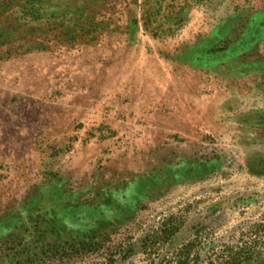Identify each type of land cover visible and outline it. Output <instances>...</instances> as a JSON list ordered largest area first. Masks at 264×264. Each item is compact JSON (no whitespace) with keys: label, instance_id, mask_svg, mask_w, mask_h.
I'll use <instances>...</instances> for the list:
<instances>
[{"label":"rangeland","instance_id":"374dc122","mask_svg":"<svg viewBox=\"0 0 264 264\" xmlns=\"http://www.w3.org/2000/svg\"><path fill=\"white\" fill-rule=\"evenodd\" d=\"M113 253L264 264V0H0V264Z\"/></svg>","mask_w":264,"mask_h":264},{"label":"trees","instance_id":"16d2710c","mask_svg":"<svg viewBox=\"0 0 264 264\" xmlns=\"http://www.w3.org/2000/svg\"><path fill=\"white\" fill-rule=\"evenodd\" d=\"M237 255H238L237 253H231V254L228 253L227 255L222 256V259L220 261H217V263L218 264H236L235 262L238 259ZM114 256H116L115 253H113L112 256L110 255V257L106 258V261H102L98 264H114L117 260ZM184 257H188V256L184 255ZM122 260H126V258L124 257ZM178 264H188V263L185 259H182V257L180 256L178 259ZM209 264H215V262L213 260H210Z\"/></svg>","mask_w":264,"mask_h":264}]
</instances>
